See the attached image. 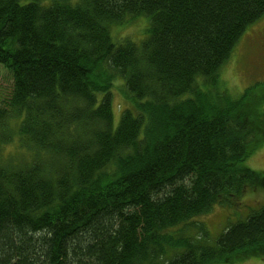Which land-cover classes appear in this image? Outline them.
<instances>
[{"label":"trees","instance_id":"16d2710c","mask_svg":"<svg viewBox=\"0 0 264 264\" xmlns=\"http://www.w3.org/2000/svg\"><path fill=\"white\" fill-rule=\"evenodd\" d=\"M263 16L264 0H0V154L18 137L31 155L0 160V264L264 259V205L214 243L201 220L264 190L244 165L264 144V87L219 88ZM135 17L144 41L115 43ZM117 76L130 106L114 129Z\"/></svg>","mask_w":264,"mask_h":264},{"label":"rangeland","instance_id":"374dc122","mask_svg":"<svg viewBox=\"0 0 264 264\" xmlns=\"http://www.w3.org/2000/svg\"><path fill=\"white\" fill-rule=\"evenodd\" d=\"M148 20L146 17L129 18L122 25L113 26L111 29L113 41L119 43L128 39L140 45L147 37ZM102 71L103 66L99 69V74ZM115 79L113 113L114 126L116 127L120 121L121 113L130 105L123 99L120 92L123 89V80L118 76ZM203 81L201 79L202 83H199L201 87H203ZM11 84V74L0 66V100L9 97ZM257 84L264 87V16L248 28L234 48L230 59L219 71V88L225 91L233 101L241 98L246 89ZM259 90L257 89V91ZM190 96V94H187L183 98ZM12 127L17 131V125L12 124ZM252 157L254 158L252 159ZM30 158L31 155L21 148L18 137L15 138L13 143L6 145L0 154V160L4 162L14 160L17 161L16 163H24L29 161ZM251 159L257 165L264 164V144L257 148L252 156L244 162L246 167L256 172H264V168L250 166L251 161L249 162V160ZM261 205H264V190H256L246 194L241 200L239 209L228 207V210H230L228 211L221 206H216L212 213L201 218L207 225L211 243L219 238L227 226L246 219L251 210H257ZM235 262L233 264H264V259L249 258L245 261Z\"/></svg>","mask_w":264,"mask_h":264},{"label":"bare ground","instance_id":"6f19581e","mask_svg":"<svg viewBox=\"0 0 264 264\" xmlns=\"http://www.w3.org/2000/svg\"><path fill=\"white\" fill-rule=\"evenodd\" d=\"M98 71H99V69L97 70V72H98ZM24 115H25V111H22V113H21L20 116H24ZM114 124H115V123H114ZM117 127H118V125H117L116 127L114 126V129H117ZM170 191H171V190H170L168 187H165V188H164V192H165V193H170ZM153 199H154V200H157V202L161 200V199H160L158 196H156V195L153 196Z\"/></svg>","mask_w":264,"mask_h":264},{"label":"crops","instance_id":"0c3cea01","mask_svg":"<svg viewBox=\"0 0 264 264\" xmlns=\"http://www.w3.org/2000/svg\"><path fill=\"white\" fill-rule=\"evenodd\" d=\"M255 157V156H254ZM254 157H252V159L254 158ZM249 160V162L251 161V163H250V166H253V167H258V168H261V169H263L264 168V164H259V165H257L256 163H254L253 162V160Z\"/></svg>","mask_w":264,"mask_h":264}]
</instances>
